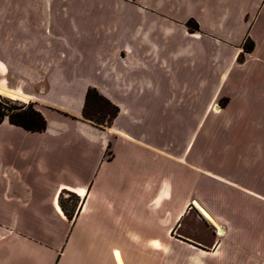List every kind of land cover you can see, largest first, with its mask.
Returning <instances> with one entry per match:
<instances>
[{
    "label": "crops",
    "instance_id": "0c3cea01",
    "mask_svg": "<svg viewBox=\"0 0 264 264\" xmlns=\"http://www.w3.org/2000/svg\"><path fill=\"white\" fill-rule=\"evenodd\" d=\"M35 2L40 14L30 4L27 15L0 16V96L46 111L40 133L7 117L0 124V264H179L172 251L164 261L162 248L173 241L198 253L185 264L216 263L209 256L228 230L218 228L195 185L227 188V205L247 203L239 202L235 221L246 214L253 224L260 169L264 176V99L255 78L264 69L249 58L264 51V0ZM220 9L227 10L215 18ZM100 19L106 32L84 33ZM188 20L199 31L188 32ZM245 35L255 46L234 62ZM90 88L118 108L108 127L81 117ZM221 97L228 103L219 105ZM179 185L193 201L181 214L173 205ZM59 187L81 199L71 222L57 203ZM190 211L213 234L218 228L212 250L170 233ZM242 243L264 248V241Z\"/></svg>",
    "mask_w": 264,
    "mask_h": 264
},
{
    "label": "rangeland",
    "instance_id": "374dc122",
    "mask_svg": "<svg viewBox=\"0 0 264 264\" xmlns=\"http://www.w3.org/2000/svg\"><path fill=\"white\" fill-rule=\"evenodd\" d=\"M36 0H0V16L2 14L4 15H27V12L29 11L28 8L31 5H34L35 7H32V10L35 12L34 14H40L38 13V7H36ZM31 4V5H30ZM197 6V5H196ZM42 9V8H41ZM40 9V11H41ZM204 7L197 6L195 8V13L196 14H201L203 11ZM227 9H220L219 12L215 15V18H218L223 15V12H225ZM111 11V10H110ZM109 11V12H110ZM250 13V12H249ZM32 14V13H31ZM97 15V14H95ZM107 17V16H106ZM105 17V19H106ZM221 18L219 19V21ZM188 21H194V20H188ZM194 23L197 26V30H189L187 27L188 32L194 33L199 31L198 24L194 21ZM186 24V23H185ZM186 26V25H185ZM84 28V33L85 34H95V33H103L106 32L108 25L105 21L103 20H97L93 24H86L83 26ZM263 31H258V40L262 43L264 42V35L262 34ZM10 41H7L9 43ZM249 42L253 43V48L255 46V43L249 38V36L245 35L243 38V50L242 52L236 53L234 57V62L237 61L238 63H243L245 59L247 58L245 54L246 52L244 50V45L248 44ZM259 43V42H257ZM262 45V44H261ZM260 46V45H259ZM264 46V45H263ZM263 48L258 47L256 52L253 54L252 57L249 58V62L253 63L257 69H264V60H263ZM13 56H7V59L12 58ZM15 57V56H14ZM1 58V57H0ZM228 57V61H229ZM255 81H257L258 85H260L259 90H258V95L262 96V99H264V70H258L256 72V78ZM254 81V82H255ZM256 83V82H255ZM0 100L2 102H5L7 105L11 107H19V106H24L25 108L28 107L29 105L34 109L33 104H23L19 101H13L9 100L6 98H3L0 96ZM229 98L228 97H221L218 99L219 105H225L228 103ZM110 102V101H109ZM111 103V102H110ZM112 104V103H111ZM113 105V104H112ZM116 107V106H115ZM83 108V107H82ZM118 109V108H117ZM264 110L262 108L259 109V114H263ZM40 113V112H39ZM41 116L44 118L45 123H46V111L43 113H40ZM52 115V114H50ZM54 115V114H53ZM56 116V115H55ZM58 117V116H56ZM82 117V113H81ZM83 119V118H82ZM84 120V119H83ZM87 121V120H85ZM244 121V120H243ZM89 122V121H88ZM264 122V121H263ZM91 123V122H90ZM92 124V123H91ZM111 124H105L104 126H96L97 128H105L108 127ZM261 124V123H259ZM95 126V125H94ZM234 125H229V127H233ZM261 126V125H260ZM234 127H237L236 129H241L245 128L244 124L242 125H235ZM46 129V127H45ZM264 129V127H263ZM1 134V131H0ZM259 137H263L264 135H259ZM108 155L109 150L107 151ZM262 172L263 169H260ZM261 172H259V177H258V192L260 194V199L254 203V214L256 216H252V221L253 224L251 225L249 221L246 219L248 218L246 214L243 215V223H238L235 221V214L236 210L238 208V204L242 203L243 208L247 207V203L245 202H240L237 201L235 202L232 200V203H238L234 204L232 207L228 204H226V200H224L223 195L227 193V188L223 187L222 185L215 188L214 184H211L208 186V184H205L206 182L201 181V183H196L195 185V194L197 192L202 191L200 193L207 194V192H210V195L213 196L212 198L209 199L208 197L202 196V202L210 206L212 213H215L217 217L218 222V228L219 229H227L228 230V236L223 237V238H217V229H214V234L213 231H210L207 229V227L204 226L201 222L198 221L197 215L193 212L190 211V213L186 216L183 226L180 230L176 232L174 226H170V233L173 236H176V234H184V235H189L191 236L194 240H197L203 244H206L208 246L207 249L212 250V247H210V244L213 240H218L220 241L219 247L217 249H213L212 253L209 257L211 261H215L216 263L214 264H264V248H245L242 247V245H246L242 242H250L251 239L254 240H259V241H264V176L261 175ZM248 186V190H251V185L246 184ZM254 185V184H253ZM180 187L177 191V195H179L178 200H174V207L176 213H186L190 207V203H193V201H190L186 194V189L185 185H179ZM59 197L57 199V203L60 206V209L62 210V213L64 214L65 218L68 220V222H71L72 219L74 218V215L76 214L78 207L80 206L81 199L78 198L76 195L68 192H64L65 188L59 187ZM211 188V189H210ZM183 190V191H182ZM172 192V191H171ZM174 196L176 194L175 190H173ZM210 196V197H211ZM215 196V197H214ZM240 202V203H239ZM237 206V207H236ZM232 209H229V208ZM166 216H164L165 218ZM169 217V216H167ZM238 217V216H237ZM242 217V216H241ZM240 224V225H239ZM166 227V226H164ZM70 231V230H69ZM75 229L72 230L69 241L74 239L75 235ZM166 230L163 229V233H165ZM69 234V232L67 233ZM216 235V238L213 236ZM95 240L96 236L94 234H89L87 237V248L88 250H91V252L96 251L95 248ZM173 244H169L168 247H163L162 248V253L164 256V261L166 260L168 252L172 251L174 256H176V259L179 261V264H185V261L191 257H195L198 253L193 250L192 248H189L185 246L182 243L178 242H172ZM111 243L108 244L103 249V252L105 250H109L111 248ZM66 252L67 257L73 256L74 258H77L76 252H73L69 247L65 250V246L62 247V251ZM167 261V260H166Z\"/></svg>",
    "mask_w": 264,
    "mask_h": 264
},
{
    "label": "trees",
    "instance_id": "16d2710c",
    "mask_svg": "<svg viewBox=\"0 0 264 264\" xmlns=\"http://www.w3.org/2000/svg\"><path fill=\"white\" fill-rule=\"evenodd\" d=\"M186 27L189 30H197L194 21H187ZM246 52L253 50V43L244 45ZM118 109L96 90L90 88L86 91L82 108V118L95 126L109 124L117 116ZM7 117L10 125L18 127L26 132L40 133L45 130L46 123L41 114L28 107H11L0 100V124Z\"/></svg>",
    "mask_w": 264,
    "mask_h": 264
},
{
    "label": "bare ground",
    "instance_id": "6f19581e",
    "mask_svg": "<svg viewBox=\"0 0 264 264\" xmlns=\"http://www.w3.org/2000/svg\"><path fill=\"white\" fill-rule=\"evenodd\" d=\"M2 95V94H1ZM6 95H8V96H10V97H15V95L14 94H12V93H10V92H6ZM7 96V97H8ZM16 100V99H15ZM194 205L196 206V208L204 215V217L206 218V219H208L209 221H211L212 222V220H211V218L204 212V211H202V209L196 204V203H194Z\"/></svg>",
    "mask_w": 264,
    "mask_h": 264
},
{
    "label": "water",
    "instance_id": "95a60500",
    "mask_svg": "<svg viewBox=\"0 0 264 264\" xmlns=\"http://www.w3.org/2000/svg\"><path fill=\"white\" fill-rule=\"evenodd\" d=\"M218 233H221V230H219Z\"/></svg>",
    "mask_w": 264,
    "mask_h": 264
}]
</instances>
